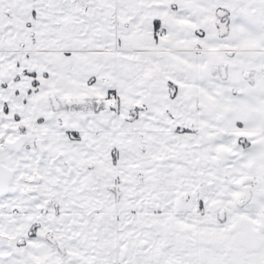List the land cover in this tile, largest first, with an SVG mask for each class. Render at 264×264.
<instances>
[{
  "label": "snow or ice",
  "instance_id": "1",
  "mask_svg": "<svg viewBox=\"0 0 264 264\" xmlns=\"http://www.w3.org/2000/svg\"><path fill=\"white\" fill-rule=\"evenodd\" d=\"M0 264H264V0H0Z\"/></svg>",
  "mask_w": 264,
  "mask_h": 264
}]
</instances>
